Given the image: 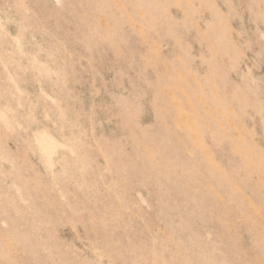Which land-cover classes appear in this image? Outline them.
I'll return each instance as SVG.
<instances>
[{
    "label": "rangeland",
    "instance_id": "rangeland-1",
    "mask_svg": "<svg viewBox=\"0 0 264 264\" xmlns=\"http://www.w3.org/2000/svg\"><path fill=\"white\" fill-rule=\"evenodd\" d=\"M0 264H264V0H0Z\"/></svg>",
    "mask_w": 264,
    "mask_h": 264
}]
</instances>
